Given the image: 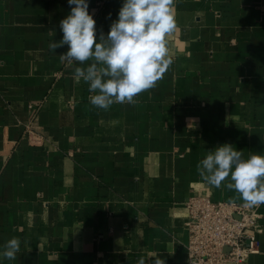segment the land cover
Segmentation results:
<instances>
[{
	"label": "crops",
	"instance_id": "crops-1",
	"mask_svg": "<svg viewBox=\"0 0 264 264\" xmlns=\"http://www.w3.org/2000/svg\"><path fill=\"white\" fill-rule=\"evenodd\" d=\"M88 2L106 36L123 0ZM70 11L68 0H0V253L21 240L0 264H136L152 252L188 264L187 201L243 202L197 164L224 143L264 155V0H175L172 65L107 111L60 62L68 46L49 50ZM259 240L243 264H264Z\"/></svg>",
	"mask_w": 264,
	"mask_h": 264
},
{
	"label": "clouds",
	"instance_id": "clouds-1",
	"mask_svg": "<svg viewBox=\"0 0 264 264\" xmlns=\"http://www.w3.org/2000/svg\"><path fill=\"white\" fill-rule=\"evenodd\" d=\"M68 4L71 11L59 22L62 39L48 47L56 53L68 46L59 60L74 68L77 83L83 80L89 85L91 105L107 111L113 104H134L135 97L157 86L173 63L167 37L177 29L175 0H123L109 32L105 36L101 31L99 37L88 0H68ZM196 171L217 189L230 178L224 187L239 193L246 207L264 204V155L253 153L244 159L242 151L224 143L208 150ZM3 248L0 255L15 260L20 238L13 236ZM136 264H165V260L152 252L148 259L139 257Z\"/></svg>",
	"mask_w": 264,
	"mask_h": 264
},
{
	"label": "built area",
	"instance_id": "built-area-1",
	"mask_svg": "<svg viewBox=\"0 0 264 264\" xmlns=\"http://www.w3.org/2000/svg\"><path fill=\"white\" fill-rule=\"evenodd\" d=\"M186 206L188 264H243L259 253L264 231L259 206L206 196H193Z\"/></svg>",
	"mask_w": 264,
	"mask_h": 264
}]
</instances>
